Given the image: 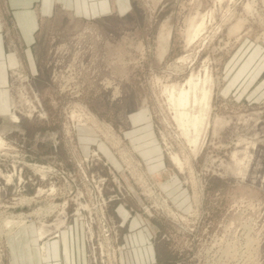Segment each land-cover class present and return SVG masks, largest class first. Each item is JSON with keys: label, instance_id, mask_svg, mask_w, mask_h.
<instances>
[{"label": "rangeland", "instance_id": "rangeland-1", "mask_svg": "<svg viewBox=\"0 0 264 264\" xmlns=\"http://www.w3.org/2000/svg\"><path fill=\"white\" fill-rule=\"evenodd\" d=\"M65 7L0 0V264H264V0ZM204 69L193 154L162 90Z\"/></svg>", "mask_w": 264, "mask_h": 264}, {"label": "bare ground", "instance_id": "bare-ground-1", "mask_svg": "<svg viewBox=\"0 0 264 264\" xmlns=\"http://www.w3.org/2000/svg\"><path fill=\"white\" fill-rule=\"evenodd\" d=\"M194 22L195 21H193L192 24L190 25V28L187 33L188 41L191 40L193 37H195L200 32V30L203 29L202 27H203L204 21L202 18L197 24L196 22L195 23ZM166 34H164L163 36L164 40H166L165 38L168 37ZM203 67L204 65L201 68ZM208 74L207 72H205V69H204V75H199L198 73L194 74L193 72H190L183 82L175 81V82L170 83L171 82L170 81L169 84H164L163 90H162L166 97V102L168 104L167 106H169V108L172 111V118L175 121L176 126L180 131V134L184 137L187 144L190 146V151L193 154L199 153L198 152L199 149L202 148L201 147L202 142H204L203 139L205 137L206 131H208L207 127L210 124L211 95H212V86H211L210 80L212 78ZM11 117L15 120L18 119V116L15 115L14 113H11ZM3 144H4V140L0 136V146H2ZM232 155L233 157H235L236 162H238L237 164L241 163V165L240 164L238 165L236 170H238L239 172L245 170L246 165H247L246 162L248 160L247 161L245 160L246 162H244L243 161L244 157L241 158L240 156V158H238L235 155V153H233ZM170 158L172 162L177 166V168H182L184 161L182 162V160L180 159V157L178 156L176 152L171 151ZM21 221H22L21 219L16 220L10 217V218H5L3 223L5 226H7L10 229L12 226H16L20 224ZM44 225H47V224H44ZM44 230L41 226L37 227L36 235L38 236V239L43 238ZM44 242L45 241H43L42 244L40 245V249L42 252L45 249Z\"/></svg>", "mask_w": 264, "mask_h": 264}, {"label": "crops", "instance_id": "crops-1", "mask_svg": "<svg viewBox=\"0 0 264 264\" xmlns=\"http://www.w3.org/2000/svg\"><path fill=\"white\" fill-rule=\"evenodd\" d=\"M98 0H8L9 2V6L11 7L12 11H13V15L21 20V23H24V30L27 31L28 26L27 21L25 20L23 22V19H29V24H30V20L32 21V19L34 17H36L35 15V11L33 10V5L37 2H41L42 3V10L45 12H48L49 10H52L53 7V3L55 2H59V4L61 5H65V8H78L80 7V4L82 2V6H84L85 8H87L88 10L90 8L95 9V5L96 2ZM99 1H103V0H99ZM31 25V24H30ZM29 31V28H28ZM62 235H65L66 233V229L61 230ZM53 248L56 247V243H53L52 245ZM41 250V249H40ZM48 249L45 246V249L43 251V253L47 252ZM42 252V251H41ZM44 253V254H45ZM77 256L81 257L82 256V252L78 249L77 251ZM82 259V258H81Z\"/></svg>", "mask_w": 264, "mask_h": 264}]
</instances>
